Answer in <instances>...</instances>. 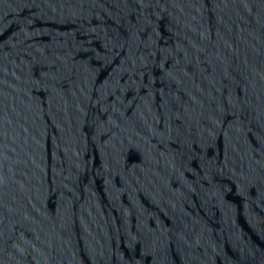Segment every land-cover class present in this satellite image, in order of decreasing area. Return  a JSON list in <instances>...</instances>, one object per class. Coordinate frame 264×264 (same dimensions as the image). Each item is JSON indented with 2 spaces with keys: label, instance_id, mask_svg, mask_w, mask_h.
<instances>
[{
  "label": "water",
  "instance_id": "water-1",
  "mask_svg": "<svg viewBox=\"0 0 264 264\" xmlns=\"http://www.w3.org/2000/svg\"><path fill=\"white\" fill-rule=\"evenodd\" d=\"M0 264H264V0H0Z\"/></svg>",
  "mask_w": 264,
  "mask_h": 264
}]
</instances>
